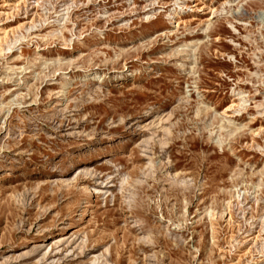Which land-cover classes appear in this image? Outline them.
I'll use <instances>...</instances> for the list:
<instances>
[{
  "label": "rangeland",
  "instance_id": "374dc122",
  "mask_svg": "<svg viewBox=\"0 0 264 264\" xmlns=\"http://www.w3.org/2000/svg\"><path fill=\"white\" fill-rule=\"evenodd\" d=\"M0 264H264V0H0Z\"/></svg>",
  "mask_w": 264,
  "mask_h": 264
},
{
  "label": "bare ground",
  "instance_id": "6f19581e",
  "mask_svg": "<svg viewBox=\"0 0 264 264\" xmlns=\"http://www.w3.org/2000/svg\"><path fill=\"white\" fill-rule=\"evenodd\" d=\"M262 19H263V17H262ZM239 99H240V101H241L242 103L245 102L242 96L239 97ZM236 196L239 198V197H240V193H237Z\"/></svg>",
  "mask_w": 264,
  "mask_h": 264
}]
</instances>
